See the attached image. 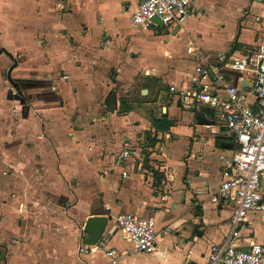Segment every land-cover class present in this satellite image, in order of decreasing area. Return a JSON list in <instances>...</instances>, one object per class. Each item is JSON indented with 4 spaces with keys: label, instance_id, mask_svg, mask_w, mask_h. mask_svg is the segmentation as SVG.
<instances>
[{
    "label": "crops",
    "instance_id": "obj_1",
    "mask_svg": "<svg viewBox=\"0 0 264 264\" xmlns=\"http://www.w3.org/2000/svg\"><path fill=\"white\" fill-rule=\"evenodd\" d=\"M139 1L0 0L1 264H109L76 247L98 216L111 217L104 244L115 247L122 213L152 217L160 233L152 253L116 264H197L223 242L230 209L208 196L230 172L234 136L211 111L180 107L169 87L264 41V0H191L180 29L131 26ZM211 11L234 17L227 50L207 51L194 29ZM126 145L134 154L123 159ZM263 218L247 214L236 246L264 245Z\"/></svg>",
    "mask_w": 264,
    "mask_h": 264
},
{
    "label": "built area",
    "instance_id": "obj_2",
    "mask_svg": "<svg viewBox=\"0 0 264 264\" xmlns=\"http://www.w3.org/2000/svg\"><path fill=\"white\" fill-rule=\"evenodd\" d=\"M191 10V0H140L130 16V25L156 28L152 22L156 18L165 29H180ZM229 73L236 75L234 82L227 80ZM66 78V75L60 77ZM242 80L245 86L241 85ZM169 92L185 110L211 111L218 124L234 136L237 145L229 174L208 196L210 203L230 209L228 232L223 242L212 245L203 261L197 264H264V245L252 243L241 248L235 244L241 236V225L250 224L247 214L264 212V41L244 52L216 54L211 64L195 66L186 86L179 89L172 85ZM133 154L126 145L121 157ZM193 189L195 196L201 194L197 188ZM113 223L121 238L128 242L126 249L106 247L104 242L88 245L81 235L76 254L99 251L108 258L109 264H116L120 257L155 250L160 231L152 217L122 213ZM168 231L165 227L161 232Z\"/></svg>",
    "mask_w": 264,
    "mask_h": 264
},
{
    "label": "rangeland",
    "instance_id": "obj_3",
    "mask_svg": "<svg viewBox=\"0 0 264 264\" xmlns=\"http://www.w3.org/2000/svg\"><path fill=\"white\" fill-rule=\"evenodd\" d=\"M234 6L236 7L237 5ZM233 18L232 14L223 13L221 11H211L207 18L209 22L205 20L207 24H204V21L201 22L202 19H200V22L194 18L192 19L195 23L199 24L198 29H194L197 33L201 34L204 48L207 51L217 52L227 50L226 46L229 42V34L233 29ZM113 242L116 244L114 248L117 250H123L128 247L127 242L121 239L118 234L115 235ZM0 260L3 262L1 257Z\"/></svg>",
    "mask_w": 264,
    "mask_h": 264
},
{
    "label": "water",
    "instance_id": "obj_4",
    "mask_svg": "<svg viewBox=\"0 0 264 264\" xmlns=\"http://www.w3.org/2000/svg\"><path fill=\"white\" fill-rule=\"evenodd\" d=\"M152 22L155 23L158 27H162V24L156 18L152 19ZM245 82L242 80L241 85H244ZM196 122L199 124H208L210 121L206 120L203 117H196ZM217 123H219L216 120ZM111 221L110 216H98L88 218L82 228V232L87 234V237L83 240L85 244L92 245L96 242H105L108 239V234L105 233V228L108 222Z\"/></svg>",
    "mask_w": 264,
    "mask_h": 264
},
{
    "label": "trees",
    "instance_id": "obj_5",
    "mask_svg": "<svg viewBox=\"0 0 264 264\" xmlns=\"http://www.w3.org/2000/svg\"><path fill=\"white\" fill-rule=\"evenodd\" d=\"M115 104H116L115 93L113 91H110L106 97V100H105V106H106L107 111L113 112V110L115 109ZM195 115H198V112H195ZM154 142H155V140H152V145Z\"/></svg>",
    "mask_w": 264,
    "mask_h": 264
}]
</instances>
